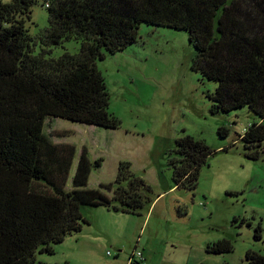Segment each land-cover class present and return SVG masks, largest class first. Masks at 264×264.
Listing matches in <instances>:
<instances>
[{"label": "trees", "instance_id": "1", "mask_svg": "<svg viewBox=\"0 0 264 264\" xmlns=\"http://www.w3.org/2000/svg\"><path fill=\"white\" fill-rule=\"evenodd\" d=\"M41 1L48 26L37 35L26 22L38 0L0 1V264H39L37 254H54L55 245L88 224L84 209L135 215L149 202L148 187L129 163L118 165L111 197L98 189H62L53 171L70 166L72 147L43 134L47 118L118 129L96 62L135 44L143 24L187 34L193 70L216 83L209 94L213 111L248 109L257 121L240 137L244 157L264 156V0ZM70 41L79 44L78 53L53 56ZM211 155L202 141L177 140L168 161L173 187L193 191ZM100 165L84 159L78 182ZM232 250L227 240L206 247L214 255ZM245 263L264 264V256L247 252Z\"/></svg>", "mask_w": 264, "mask_h": 264}, {"label": "rangeland", "instance_id": "2", "mask_svg": "<svg viewBox=\"0 0 264 264\" xmlns=\"http://www.w3.org/2000/svg\"><path fill=\"white\" fill-rule=\"evenodd\" d=\"M30 18L26 27L31 35L47 28L41 0ZM64 51L78 53L79 44L67 42L53 49V56ZM193 59L184 31L143 24L135 44L96 62L118 129L45 120V137L72 147L70 166H53L62 189H98L111 197L118 165L129 163L148 187L143 193L149 202L135 215L84 209L88 224L55 245L54 254H37L39 264H128L136 252L143 254L141 264H246L247 252L264 256V156L246 159L239 141L257 119L246 108L214 112L209 94L216 83L193 70ZM219 129L228 135L221 137ZM186 136L213 152L199 169L193 191L174 188L168 166L176 141ZM84 159L92 165L101 160V165L79 183ZM221 240L233 250L206 253L207 245Z\"/></svg>", "mask_w": 264, "mask_h": 264}, {"label": "built area", "instance_id": "3", "mask_svg": "<svg viewBox=\"0 0 264 264\" xmlns=\"http://www.w3.org/2000/svg\"><path fill=\"white\" fill-rule=\"evenodd\" d=\"M250 126V125H249ZM248 126V127H249ZM247 127V128H248ZM246 128V129H247ZM244 131H246V130H244ZM108 255H110V253L108 252ZM143 261V254L141 253V252H136V253H132L131 255H130V257H129V259H128V264L129 263H134V262H138V263H140V262H142Z\"/></svg>", "mask_w": 264, "mask_h": 264}]
</instances>
